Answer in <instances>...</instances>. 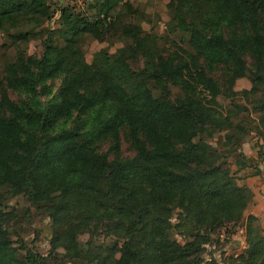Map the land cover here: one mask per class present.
I'll use <instances>...</instances> for the list:
<instances>
[{
  "label": "trees",
  "instance_id": "1",
  "mask_svg": "<svg viewBox=\"0 0 264 264\" xmlns=\"http://www.w3.org/2000/svg\"><path fill=\"white\" fill-rule=\"evenodd\" d=\"M168 5L188 32L193 66L181 50L163 55L139 34L118 53L88 62L73 38L84 31L96 34L99 20L65 8L60 15L67 36L61 44L46 37L40 55L28 60L20 50L7 62L5 85L24 97L0 93V188L8 185L12 193L47 201L52 247H61L70 260L87 251L85 264H223L202 253L211 233L232 223L244 227L246 242L232 264H264V233L257 216L245 211L251 191L201 136L211 134L210 127L231 126L229 112L196 96L198 86L217 94V81L207 70L219 64L230 83L246 75L244 53L256 66L262 64L264 0H171ZM110 7V0H102L99 12L105 15ZM48 9L45 0H0V28L38 20ZM11 36L27 40L29 32ZM138 49L145 62L136 69L127 58ZM58 75L57 93L40 99L39 93L51 92L47 80ZM166 80L182 95L169 97ZM151 82L161 88L159 94ZM260 119L264 122V115ZM122 126L135 150L130 157L118 152ZM108 136L111 158L95 146ZM176 209L179 220L173 223ZM90 223L103 224L124 244L82 242L78 233ZM174 232L188 238L180 242ZM11 243L0 220V264H48L27 245L20 243L24 250L19 251Z\"/></svg>",
  "mask_w": 264,
  "mask_h": 264
},
{
  "label": "rangeland",
  "instance_id": "2",
  "mask_svg": "<svg viewBox=\"0 0 264 264\" xmlns=\"http://www.w3.org/2000/svg\"><path fill=\"white\" fill-rule=\"evenodd\" d=\"M45 1L49 5L47 15L38 16V20L29 17L16 26L5 25L0 28V93L5 89L13 99L22 98L24 94L21 90H14L5 85L7 62L14 60L20 50H23L28 60L32 55H40L43 39L46 37L61 44L67 36L62 33L64 28L62 26L64 18L60 15L62 8H65L66 12H80L91 21L99 20L98 27L94 30L96 34L84 31L73 38L79 53L88 62L97 63L107 54L118 53L119 48L134 44V35L139 34L147 36L146 44L155 46L163 55L181 50L191 60L192 66L195 64L193 57L195 51L189 47L188 32L177 25L176 17L173 18L174 11L168 5L171 0H110L111 7L105 15L104 12H99L102 0ZM26 30L29 32L27 40L14 39L11 36L12 33ZM243 58L248 67L246 75L237 77L233 83L229 82L224 66L219 64L213 70H207V73L217 81L219 90L216 95H212L201 86L196 88V96L205 105L224 114L229 112L231 126L227 128L213 126L210 127L211 134L209 131H204L201 136L216 147L222 160L229 162L231 171L233 153L237 150L236 144H239L241 139L256 133L262 135L260 132H263L264 127V122L260 119V116L264 115V59L261 65L256 66V61L249 52L244 53ZM127 59L131 67L136 69L143 67L145 62L144 54L139 49ZM200 61L203 62L201 59ZM61 80L62 75L49 78L47 83L51 85V92L48 95L39 93L38 97L44 100L56 94ZM150 86L155 94L160 93L161 88L154 86V83L151 82ZM164 88L171 98L183 93L180 87L170 80L164 81ZM68 124L70 125L69 122ZM224 133L231 134V137L226 140ZM118 135L119 155L132 156L135 150L127 127L122 126ZM78 140L80 141L79 138ZM95 146L100 152H108L109 158L113 156L114 147L111 137L100 139ZM234 147L236 149L232 151ZM45 205L47 201H32L27 193H12L8 185L0 188V212L3 214L0 220L11 234V248L22 251L24 249L19 244H25L45 256L48 264H85L87 251L82 252L78 258L70 260L64 255L61 247H52V219ZM178 220L176 209L171 221L175 223ZM174 236L180 242L188 238L178 232H174ZM78 238L84 243L91 241L90 245L116 243L120 247L124 244L123 239L107 234L105 226L99 223L98 225L90 223L84 227L79 231ZM245 246L244 227L240 224L228 223L211 233L210 240L204 244L202 255L204 258L216 257L223 264H232L234 255L243 251ZM88 248L91 247L88 245ZM91 251L93 246L89 249L90 253Z\"/></svg>",
  "mask_w": 264,
  "mask_h": 264
},
{
  "label": "crops",
  "instance_id": "3",
  "mask_svg": "<svg viewBox=\"0 0 264 264\" xmlns=\"http://www.w3.org/2000/svg\"><path fill=\"white\" fill-rule=\"evenodd\" d=\"M262 129L263 135L256 133L236 144L232 165L238 183L251 191L245 211L258 217L264 232V127Z\"/></svg>",
  "mask_w": 264,
  "mask_h": 264
}]
</instances>
